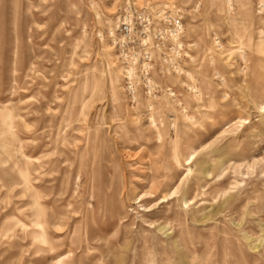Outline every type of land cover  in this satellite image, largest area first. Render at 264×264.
<instances>
[{
	"label": "rangeland",
	"instance_id": "374dc122",
	"mask_svg": "<svg viewBox=\"0 0 264 264\" xmlns=\"http://www.w3.org/2000/svg\"><path fill=\"white\" fill-rule=\"evenodd\" d=\"M125 1L0 0V264H264V0H132L188 52L135 104Z\"/></svg>",
	"mask_w": 264,
	"mask_h": 264
},
{
	"label": "built area",
	"instance_id": "2783aa9c",
	"mask_svg": "<svg viewBox=\"0 0 264 264\" xmlns=\"http://www.w3.org/2000/svg\"><path fill=\"white\" fill-rule=\"evenodd\" d=\"M182 18L177 8L139 7L136 1L126 0L109 26L108 43L121 66L124 94L131 104L140 96L154 100L162 93L155 73L162 78L182 73L183 60L188 57ZM165 93L175 96L171 88Z\"/></svg>",
	"mask_w": 264,
	"mask_h": 264
},
{
	"label": "bare ground",
	"instance_id": "6f19581e",
	"mask_svg": "<svg viewBox=\"0 0 264 264\" xmlns=\"http://www.w3.org/2000/svg\"><path fill=\"white\" fill-rule=\"evenodd\" d=\"M36 160V159H35ZM189 161V160H188ZM38 167V166H37ZM40 168V167H39ZM28 176V175H27ZM28 178V177H27ZM25 183V181H24ZM23 183V184H24ZM64 184L65 182H63L60 186V193L62 195H65L66 194V191H65V188H64ZM41 186L39 185H31V184H28V188L31 189L33 192H32V198H33V208L35 210V219H36V222H35V226H37L38 228H41V224H40V219L42 217V211H41V208H42V203L40 202V199H41V191L39 190ZM27 188V187H26ZM124 193V192H123ZM150 195L153 196L154 199L157 198L158 196V191L155 190L153 193H148ZM175 193H172V194H165L162 199L165 200V199H168L169 197L173 196ZM147 193L145 195H143L144 197H146ZM159 197V196H158ZM147 199V198H145ZM161 199V200H162ZM46 216V214L44 215ZM46 221V220H45ZM44 222V221H43ZM43 232V231H42ZM45 235V234H44ZM43 243V242H42Z\"/></svg>",
	"mask_w": 264,
	"mask_h": 264
}]
</instances>
